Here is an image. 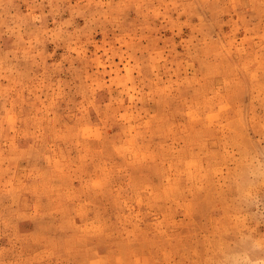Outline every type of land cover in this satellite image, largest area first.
Here are the masks:
<instances>
[{
  "label": "rangeland",
  "instance_id": "374dc122",
  "mask_svg": "<svg viewBox=\"0 0 264 264\" xmlns=\"http://www.w3.org/2000/svg\"><path fill=\"white\" fill-rule=\"evenodd\" d=\"M0 264H264V0H0Z\"/></svg>",
  "mask_w": 264,
  "mask_h": 264
}]
</instances>
